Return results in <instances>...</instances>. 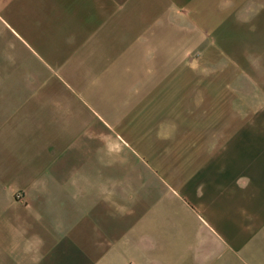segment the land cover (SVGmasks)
Instances as JSON below:
<instances>
[{"label": "crops", "instance_id": "0c3cea01", "mask_svg": "<svg viewBox=\"0 0 264 264\" xmlns=\"http://www.w3.org/2000/svg\"><path fill=\"white\" fill-rule=\"evenodd\" d=\"M234 3L0 0V264H264V93L169 109Z\"/></svg>", "mask_w": 264, "mask_h": 264}, {"label": "rangeland", "instance_id": "374dc122", "mask_svg": "<svg viewBox=\"0 0 264 264\" xmlns=\"http://www.w3.org/2000/svg\"><path fill=\"white\" fill-rule=\"evenodd\" d=\"M222 13L224 24L217 40L202 41V56L190 58L192 64H202L190 75V88L195 101L185 99V86L179 82L171 87L173 113L190 112L197 119L190 121L189 133L176 139V145L189 141L202 145V110L208 116L230 112V99L239 92V109L246 111L248 82L254 80L255 95H263L264 84V0H237L238 9ZM235 17L238 23L234 24ZM233 21V24L230 23ZM201 60V61H200ZM202 70V81L199 82ZM202 86V100L196 88ZM192 117V118H193Z\"/></svg>", "mask_w": 264, "mask_h": 264}]
</instances>
